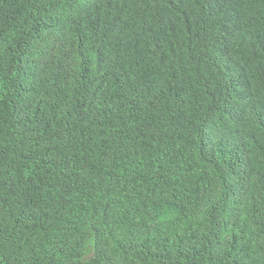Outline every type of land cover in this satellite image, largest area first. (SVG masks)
Masks as SVG:
<instances>
[{"label": "trees", "instance_id": "trees-1", "mask_svg": "<svg viewBox=\"0 0 264 264\" xmlns=\"http://www.w3.org/2000/svg\"><path fill=\"white\" fill-rule=\"evenodd\" d=\"M0 263L264 264V0H0Z\"/></svg>", "mask_w": 264, "mask_h": 264}, {"label": "rangeland", "instance_id": "rangeland-1", "mask_svg": "<svg viewBox=\"0 0 264 264\" xmlns=\"http://www.w3.org/2000/svg\"><path fill=\"white\" fill-rule=\"evenodd\" d=\"M0 264H2V263H0Z\"/></svg>", "mask_w": 264, "mask_h": 264}]
</instances>
